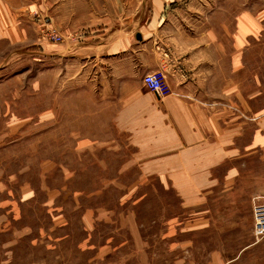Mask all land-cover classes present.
Returning <instances> with one entry per match:
<instances>
[{
	"label": "rangeland",
	"instance_id": "obj_1",
	"mask_svg": "<svg viewBox=\"0 0 264 264\" xmlns=\"http://www.w3.org/2000/svg\"><path fill=\"white\" fill-rule=\"evenodd\" d=\"M152 72L229 115L264 195V0H0V264H207L126 126Z\"/></svg>",
	"mask_w": 264,
	"mask_h": 264
},
{
	"label": "crops",
	"instance_id": "obj_2",
	"mask_svg": "<svg viewBox=\"0 0 264 264\" xmlns=\"http://www.w3.org/2000/svg\"><path fill=\"white\" fill-rule=\"evenodd\" d=\"M154 67L147 64L145 71ZM181 94L157 97L134 89L126 126L150 144L148 157L170 158L165 163L173 164L174 189L181 206L189 207L192 240H205L206 263L264 264V241L254 242L250 203L261 190L260 176L247 175L240 165L246 153L239 145L231 148L233 135L224 128L229 115L211 117Z\"/></svg>",
	"mask_w": 264,
	"mask_h": 264
},
{
	"label": "built area",
	"instance_id": "obj_3",
	"mask_svg": "<svg viewBox=\"0 0 264 264\" xmlns=\"http://www.w3.org/2000/svg\"><path fill=\"white\" fill-rule=\"evenodd\" d=\"M164 76L161 72H152L143 77L146 89L157 97H164L167 88L163 84ZM252 203V233L255 243L264 241V195L254 196Z\"/></svg>",
	"mask_w": 264,
	"mask_h": 264
},
{
	"label": "water",
	"instance_id": "obj_4",
	"mask_svg": "<svg viewBox=\"0 0 264 264\" xmlns=\"http://www.w3.org/2000/svg\"><path fill=\"white\" fill-rule=\"evenodd\" d=\"M137 38H139V37H137Z\"/></svg>",
	"mask_w": 264,
	"mask_h": 264
}]
</instances>
